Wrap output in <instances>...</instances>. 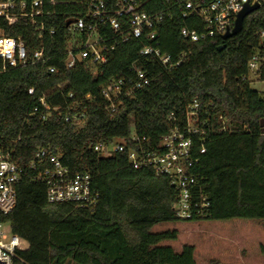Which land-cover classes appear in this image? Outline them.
<instances>
[{"label":"trees","instance_id":"trees-1","mask_svg":"<svg viewBox=\"0 0 264 264\" xmlns=\"http://www.w3.org/2000/svg\"><path fill=\"white\" fill-rule=\"evenodd\" d=\"M56 1L54 6L44 3L36 23L17 16L9 24L0 16V35L21 40L27 59L16 68L0 60V152H10L21 169L16 205L2 221L28 243L14 264H196L193 245L175 251L161 244L175 239L176 229L152 231L155 225L180 221L171 206L176 188L168 177L133 168L128 161V150L136 145H152L170 129H182L194 100L201 118L208 120L205 152L194 167V197L208 203L198 220H264V98L247 80L254 55L260 62L256 73L264 79L259 34L264 2L246 15L237 34L224 40L185 39L181 27L196 21L176 13L156 24L152 41L158 49L174 58L184 55L177 67L165 69L155 56H140L139 49L148 44L143 37L116 43L105 64L67 70L66 22L83 11L71 0ZM17 12L18 6L10 10ZM38 49L44 64L34 63ZM132 63L150 84L131 91L124 87L110 111L101 87L119 78L136 81ZM41 96L47 108L39 103ZM79 113L81 125L74 121ZM222 124L226 131L217 130ZM114 141L124 150L109 157L92 150L95 143ZM42 148L62 152L71 174L90 175L98 192L94 205L46 201V184L35 179L37 169L30 166Z\"/></svg>","mask_w":264,"mask_h":264},{"label":"built area","instance_id":"built-area-1","mask_svg":"<svg viewBox=\"0 0 264 264\" xmlns=\"http://www.w3.org/2000/svg\"><path fill=\"white\" fill-rule=\"evenodd\" d=\"M45 2L53 6L57 3L56 0L0 1V16L9 24H13L17 16L36 23L35 18L42 14ZM263 2L264 0H71L70 3L80 6L83 13L67 19L64 66L67 70H73L80 64L87 68L105 64L108 61L107 51L112 50L116 43L145 37L148 44L139 49L140 56H155L165 69L177 67L184 55L174 58L158 49L152 41L156 38L153 30L156 24L176 13L182 18L190 17L196 21L192 27H181L180 35L185 39L199 41L207 37H222L233 28L236 14L245 4L261 6ZM17 6V15H12L10 10ZM259 34L264 38V30ZM33 59L34 63H45L42 49L34 52ZM0 60L8 67L25 66L27 59L23 42L0 35ZM259 68L258 56L254 55L248 63V69L256 72ZM131 70L135 71L136 81L126 82L119 78L102 85L100 92L110 103V111H113V101L121 95L124 87L127 86V90L131 91L150 84V79L135 63L131 64ZM48 71L54 72V68L49 67ZM57 86L61 87L60 84ZM27 93L33 95V88H29ZM38 100L47 108L44 96ZM45 114H41L43 118ZM74 118L75 123L82 124V113L76 114ZM65 120H69V117L66 116ZM207 128L208 120L201 118L198 102L194 100L186 109V121L182 129H170L156 143H146L145 146L138 144L133 150H128V161L133 168H150L156 175L169 178L170 184L177 190L171 206L175 217L180 221L193 218L198 221L203 208L208 206L203 197L200 196L198 200L194 197V167L198 164L200 155L205 152L202 142L208 132ZM217 130L226 131L223 124ZM134 139L138 141L137 138ZM124 148L123 143L116 141L95 143L92 146L93 151L105 157L114 155L116 151H123ZM61 156L62 152L59 150L42 148L36 152L35 161L30 163L33 169H37L35 179L46 184V201L67 202L85 207L94 205L98 192L91 186L90 175L81 172L71 174L62 164ZM20 176L21 169L13 161L10 152H0V264H14L18 260V253L28 248L27 241L14 234L9 224L2 221L3 215L12 212L16 205L15 189Z\"/></svg>","mask_w":264,"mask_h":264},{"label":"rangeland","instance_id":"rangeland-1","mask_svg":"<svg viewBox=\"0 0 264 264\" xmlns=\"http://www.w3.org/2000/svg\"><path fill=\"white\" fill-rule=\"evenodd\" d=\"M248 72L250 88L264 98V79L254 70ZM166 229H176L177 237L161 244L175 251L183 245H193L196 264H264V220L176 221L155 225L152 231Z\"/></svg>","mask_w":264,"mask_h":264},{"label":"water","instance_id":"water-1","mask_svg":"<svg viewBox=\"0 0 264 264\" xmlns=\"http://www.w3.org/2000/svg\"><path fill=\"white\" fill-rule=\"evenodd\" d=\"M260 6L258 4H253V5H249V4H245L242 9L236 14V20L234 22V26L230 31H227L224 33V35L222 36V40L231 37L232 35L237 34L243 24V20L246 17L247 14L257 10ZM69 24V23H67Z\"/></svg>","mask_w":264,"mask_h":264}]
</instances>
